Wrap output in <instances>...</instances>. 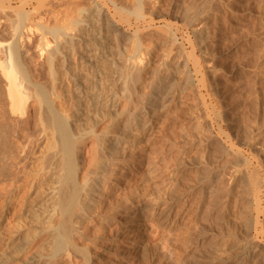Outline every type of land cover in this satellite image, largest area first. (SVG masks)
Returning a JSON list of instances; mask_svg holds the SVG:
<instances>
[{
	"label": "bare ground",
	"instance_id": "obj_1",
	"mask_svg": "<svg viewBox=\"0 0 264 264\" xmlns=\"http://www.w3.org/2000/svg\"><path fill=\"white\" fill-rule=\"evenodd\" d=\"M201 2L0 0V264H264V0Z\"/></svg>",
	"mask_w": 264,
	"mask_h": 264
},
{
	"label": "rangeland",
	"instance_id": "obj_2",
	"mask_svg": "<svg viewBox=\"0 0 264 264\" xmlns=\"http://www.w3.org/2000/svg\"><path fill=\"white\" fill-rule=\"evenodd\" d=\"M80 1H84V0H80ZM213 0H202L201 2V8L202 11L206 13V11L209 9V5ZM14 6H16L15 4H13ZM214 133V132H213ZM14 225V221L13 218L11 219H7L4 223H3V231L4 234L7 233L8 229H11V227ZM9 247H5L4 246V242L0 241V253H4L5 251L9 250ZM32 251V250H29Z\"/></svg>",
	"mask_w": 264,
	"mask_h": 264
}]
</instances>
